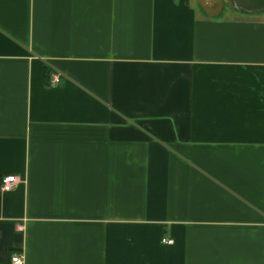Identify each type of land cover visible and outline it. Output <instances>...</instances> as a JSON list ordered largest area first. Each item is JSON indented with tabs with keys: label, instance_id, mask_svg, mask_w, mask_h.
I'll list each match as a JSON object with an SVG mask.
<instances>
[{
	"label": "crops",
	"instance_id": "0c3cea01",
	"mask_svg": "<svg viewBox=\"0 0 264 264\" xmlns=\"http://www.w3.org/2000/svg\"><path fill=\"white\" fill-rule=\"evenodd\" d=\"M6 175L0 264H264V14L0 0Z\"/></svg>",
	"mask_w": 264,
	"mask_h": 264
},
{
	"label": "built area",
	"instance_id": "2783aa9c",
	"mask_svg": "<svg viewBox=\"0 0 264 264\" xmlns=\"http://www.w3.org/2000/svg\"><path fill=\"white\" fill-rule=\"evenodd\" d=\"M55 81H59L58 77L55 78ZM21 180L16 175H6L1 180V191L7 192L13 190L16 186L19 185ZM164 243L172 244L173 240L164 238L162 240ZM11 264H26L25 256L21 253H15L11 256Z\"/></svg>",
	"mask_w": 264,
	"mask_h": 264
},
{
	"label": "water",
	"instance_id": "95a60500",
	"mask_svg": "<svg viewBox=\"0 0 264 264\" xmlns=\"http://www.w3.org/2000/svg\"><path fill=\"white\" fill-rule=\"evenodd\" d=\"M236 9L243 12H259L264 10V0H233Z\"/></svg>",
	"mask_w": 264,
	"mask_h": 264
},
{
	"label": "rangeland",
	"instance_id": "374dc122",
	"mask_svg": "<svg viewBox=\"0 0 264 264\" xmlns=\"http://www.w3.org/2000/svg\"><path fill=\"white\" fill-rule=\"evenodd\" d=\"M232 4H233V0H229ZM238 10V9H237ZM238 12L243 13V14H247V15H258V14H264V10L263 11H259V12H254V13H249V12H243L241 10H238Z\"/></svg>",
	"mask_w": 264,
	"mask_h": 264
}]
</instances>
